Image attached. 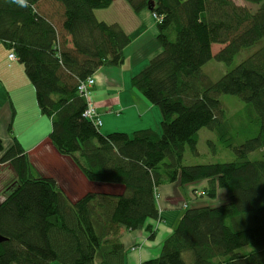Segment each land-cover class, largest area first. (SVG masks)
Instances as JSON below:
<instances>
[{
  "label": "trees",
  "instance_id": "obj_1",
  "mask_svg": "<svg viewBox=\"0 0 264 264\" xmlns=\"http://www.w3.org/2000/svg\"><path fill=\"white\" fill-rule=\"evenodd\" d=\"M126 1L156 19L160 50L130 83L159 108L160 132L102 134L84 116L77 85L100 66H120L131 43L118 23L95 17L112 0H0V44L24 67L38 108L52 119L48 140L89 181L121 187L71 202L54 178L32 172L20 142L4 148L0 139V159L20 179L0 200V264H124L121 231L160 220L159 185L202 179V196L214 198L220 187L229 200L184 207L158 256L142 264H264V0H243L254 10L234 0ZM213 58L226 68L217 80L202 69ZM222 95L240 104L233 120ZM201 128L234 159L185 165L187 148L198 154ZM255 151L262 155L251 159Z\"/></svg>",
  "mask_w": 264,
  "mask_h": 264
},
{
  "label": "crops",
  "instance_id": "obj_2",
  "mask_svg": "<svg viewBox=\"0 0 264 264\" xmlns=\"http://www.w3.org/2000/svg\"><path fill=\"white\" fill-rule=\"evenodd\" d=\"M115 1L119 6L116 7L120 8L119 19L101 18L98 9L94 11L95 17L107 23H118L129 35L131 43L123 49L124 59L120 66L103 65L93 73L90 95L102 122L100 131L102 134L114 130L131 134L136 129L151 128L160 132L159 108L150 104L130 83L131 77L160 50L154 39L157 34L156 19L148 9L135 13L126 0H112L108 7ZM8 53L9 50L0 44V139L4 148L14 141L20 142L36 172L54 178L71 202L85 192L120 193V186L89 181L73 159L55 149L48 140L52 119L41 113L35 89L24 67L17 58L10 60ZM6 166L10 168L8 164L0 163V177L10 170ZM4 168L5 172L2 173ZM185 185L177 182L159 185L156 195L160 220L150 219L138 229L121 231L120 239L125 248L124 264H142L144 260L158 256L163 241L172 234L181 217L179 211L182 207L173 206L172 200L176 197V200L183 202L181 197L186 193ZM171 211H175V215L168 222L164 214ZM147 225L152 226L154 236L151 238Z\"/></svg>",
  "mask_w": 264,
  "mask_h": 264
},
{
  "label": "rangeland",
  "instance_id": "obj_3",
  "mask_svg": "<svg viewBox=\"0 0 264 264\" xmlns=\"http://www.w3.org/2000/svg\"><path fill=\"white\" fill-rule=\"evenodd\" d=\"M235 3H239L242 5H245L246 7L250 8L251 10L256 9V5L252 4V3H247L244 2L243 0H234ZM118 6V1H115V3L113 5H111L110 7H108V9L106 8H99L98 9V14L101 18L104 19H119L118 16L120 8L116 7ZM214 50L218 49V46H214ZM246 50H243L240 52V54L237 56L236 61L240 60V55H246V53H244ZM8 56V55H7ZM9 58V56H8ZM10 59V58H9ZM11 60V59H10ZM202 69L204 70V72L209 75V77L213 80H217L219 78V76H221L226 68L224 67V64L222 62H218L216 61L214 58L210 59L205 65H203ZM221 100L224 102L225 101V107H226V111L228 113V116L231 120L234 119V116L236 114V110L240 107V104L238 103L237 100L233 99V98H229V99H225L224 95H222ZM94 102V101H93ZM97 112V109H96ZM208 140L211 142L212 147L210 148L209 144H208ZM197 149H198V154L194 155L191 152H189V149L187 148L185 153H184V160L183 163L185 165H191V164H202V163H212V162H223V161H231L234 159V154L232 153V151L229 148H226L223 144H220L216 137H215V133H213L212 131H209L206 128H201L200 131L198 132V142H197ZM262 153H260V151H255V152H251L249 154V157L251 159H255L259 156H261ZM2 156V154L0 155V157ZM46 158V157H44ZM43 160V159H41ZM46 160L48 161V159L46 158ZM56 161V160H54ZM0 163H6L8 165H10V170H7L6 173L5 172V168L2 169V173H4V175L8 176H1L0 177V200L6 198V196L8 195L9 192H11V190H13L15 187H17V184L20 182V179L17 177V175L15 174L12 165L9 163V161L7 162H2L0 159ZM30 163V162H29ZM32 166V164H31ZM6 168V169H7ZM33 169L32 172L35 175H38V173H36V170L34 169V167L32 166ZM31 172V173H32ZM1 175V172H0ZM206 179H202V180H195L192 183H188L185 185V189H186V193H183L184 196L181 197V200H183V202H179V200H176V197H174L175 200H172V204L173 206L179 207L181 206L182 209H180L179 211V216L182 215V213L184 212V207H188V208H193L196 206H203V205H208L210 207H214V206H218L221 204H224L225 202H227L229 200V192L226 188H217L216 191V195L214 196V198H209L207 195L203 194V196L201 195V192L203 191V187H205L207 185V183L205 184L204 181ZM57 184V183H56ZM58 185V184H57ZM60 187V185H58ZM61 188V187H60ZM193 188V189H192ZM192 189V190H191ZM195 189L196 192L198 193L197 195L195 194V192H193ZM156 194H158L156 192ZM194 195V196H193ZM155 199L157 201L158 204V195H155ZM175 215V211H171L168 214H164V219L168 222L169 219H172L173 216ZM168 217V218H167ZM52 264H60L59 262L55 261Z\"/></svg>",
  "mask_w": 264,
  "mask_h": 264
},
{
  "label": "built area",
  "instance_id": "obj_4",
  "mask_svg": "<svg viewBox=\"0 0 264 264\" xmlns=\"http://www.w3.org/2000/svg\"><path fill=\"white\" fill-rule=\"evenodd\" d=\"M154 16V14H153ZM8 56L11 60L15 59L16 56H14V54L12 52L8 53ZM94 83V77L90 76L87 79L80 81L78 86V93L82 94V96L85 97L86 101V109L84 111V116L90 120H93L94 123L97 126L101 125V119L98 116V112H96V106L93 102L92 96L90 95V88L92 86V84Z\"/></svg>",
  "mask_w": 264,
  "mask_h": 264
},
{
  "label": "water",
  "instance_id": "obj_5",
  "mask_svg": "<svg viewBox=\"0 0 264 264\" xmlns=\"http://www.w3.org/2000/svg\"><path fill=\"white\" fill-rule=\"evenodd\" d=\"M3 239H4V237H2V236L0 235V242L3 241Z\"/></svg>",
  "mask_w": 264,
  "mask_h": 264
}]
</instances>
